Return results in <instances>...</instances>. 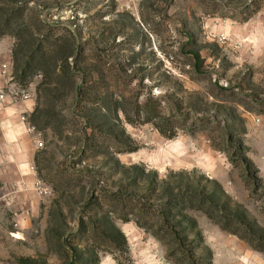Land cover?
Instances as JSON below:
<instances>
[{"label": "rangeland", "instance_id": "374dc122", "mask_svg": "<svg viewBox=\"0 0 264 264\" xmlns=\"http://www.w3.org/2000/svg\"><path fill=\"white\" fill-rule=\"evenodd\" d=\"M3 64L0 264H264V0H0Z\"/></svg>", "mask_w": 264, "mask_h": 264}, {"label": "crops", "instance_id": "0c3cea01", "mask_svg": "<svg viewBox=\"0 0 264 264\" xmlns=\"http://www.w3.org/2000/svg\"><path fill=\"white\" fill-rule=\"evenodd\" d=\"M29 111V103L23 101L20 103H13L8 98L0 105V151L2 153H20L22 161L26 158L28 163L27 140H29L31 129L25 123V114ZM24 168L27 169V165Z\"/></svg>", "mask_w": 264, "mask_h": 264}, {"label": "built area", "instance_id": "2783aa9c", "mask_svg": "<svg viewBox=\"0 0 264 264\" xmlns=\"http://www.w3.org/2000/svg\"><path fill=\"white\" fill-rule=\"evenodd\" d=\"M12 79L9 77V67L8 64H3L0 66V105L3 104L9 97V87H13ZM24 100L27 96L23 95Z\"/></svg>", "mask_w": 264, "mask_h": 264}, {"label": "trees", "instance_id": "16d2710c", "mask_svg": "<svg viewBox=\"0 0 264 264\" xmlns=\"http://www.w3.org/2000/svg\"><path fill=\"white\" fill-rule=\"evenodd\" d=\"M153 121H150V119H145L144 123H151ZM160 134L165 136L166 138L168 139H171L173 138L174 136L173 135H166V133H164L162 130H160ZM125 222H128L130 221L129 218H126V219H123ZM138 223V221H136V224ZM138 225V224H137ZM154 237H156L157 239H159L161 242H164L165 241V237H159L158 235L156 234H152ZM123 242H125V238L123 237ZM178 242H182V239H179L178 238ZM250 246H252L255 250L261 252V253H264V245H261V246H253L251 243H249ZM174 245V244H173ZM175 262V261H174Z\"/></svg>", "mask_w": 264, "mask_h": 264}]
</instances>
